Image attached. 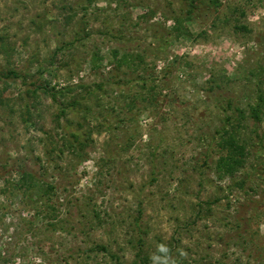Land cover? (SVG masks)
Instances as JSON below:
<instances>
[{"label": "rangeland", "instance_id": "obj_1", "mask_svg": "<svg viewBox=\"0 0 264 264\" xmlns=\"http://www.w3.org/2000/svg\"><path fill=\"white\" fill-rule=\"evenodd\" d=\"M194 1L186 31L157 53L191 0H0V264H264V117L244 122L250 155L235 180L215 174L213 140L264 95V0ZM114 48L143 56L136 75L161 89L129 112L115 91L136 75L117 71L101 105L125 124L93 129L84 159L61 154L63 99L38 87L107 81Z\"/></svg>", "mask_w": 264, "mask_h": 264}, {"label": "trees", "instance_id": "obj_2", "mask_svg": "<svg viewBox=\"0 0 264 264\" xmlns=\"http://www.w3.org/2000/svg\"><path fill=\"white\" fill-rule=\"evenodd\" d=\"M194 2V0H191L188 4L189 9L186 11L185 19L174 18L173 27L167 31L166 34L156 37V40H158L157 46L152 49L154 52L159 53L166 49L169 42L168 39L172 33L175 38V36L179 37L186 31L182 21H188L193 18L195 10ZM208 3L214 7L220 5L217 0H208ZM240 29L245 30L244 27H240ZM118 41H120V39H118ZM110 56L112 57V62L109 63L111 69L109 74H107V81L98 82L93 86L78 83L76 85H66L64 87H48L47 83L43 88L38 87L43 93L50 96L53 101H56L57 97L63 99L59 105H57V113L55 114V122L58 126L57 130H60L62 137V145L60 147L62 148L60 151L61 154L65 149L70 148L74 154L84 159L87 156V153H84V151L85 148L88 147V139L91 137L93 129L98 132L101 130L112 132L115 130V125L125 124V117L121 118L120 114L116 112V106L111 105L110 111L106 112V114L103 113L104 107L101 105L102 98L107 94L106 87L111 85H115L116 87L119 86L113 81L117 71L125 68L128 70L127 73H129V76L136 75L138 72L145 74L146 69L143 68L144 57L138 54L132 55L119 48L112 49L110 51ZM90 62L93 69H99L101 67L102 58L98 53H95ZM172 64H175V61ZM8 74L14 78H18L19 76L17 72L12 70L9 71ZM155 80V77L152 75L147 78H145V75H136V78L128 77L125 79V86L127 89L119 90L118 92L115 91V94L117 93V96L121 97L124 108L131 112L138 103L140 105H143L145 102L153 104L156 96L152 93H155L158 88L161 89L157 87ZM134 84H138L139 89L132 91V86ZM148 85L149 87L147 88ZM145 88H147L146 97L142 96L143 94L140 91ZM35 90L36 89H33L31 92L36 93ZM26 92L28 93L29 90ZM67 95L69 96L67 97ZM231 102L232 101L228 100L229 107L232 105ZM25 107H27L28 112L30 108L27 105ZM247 108L246 110L235 107L234 110L236 113L226 116L224 121H222V126L216 130V136L213 140L218 153L214 161V172L219 179L235 180L237 174L244 173L250 153L248 152L247 143L243 139L241 130L247 119H251L254 123H260L264 117V95L260 90L255 101L252 104L248 103ZM110 117L113 122H109ZM134 118L136 119L137 116L132 117V120H135ZM87 125L90 126L88 127ZM45 140H47V143H45L46 145H51L53 143L52 136H48V134ZM31 177V175L28 176L29 179ZM249 178V174L245 173V178L234 181L233 187L235 186L243 190L244 184ZM31 183L32 181L30 180L29 186H31ZM42 189L44 190V194L48 195L49 192L53 190V187L51 185H43ZM140 213L141 211L138 209L137 214L140 215ZM138 218L139 217H137V219ZM142 245L143 241L141 238H138L136 243H131L133 248L139 247L135 253L136 258H142ZM94 248L104 253L109 252L103 245H96L91 251H93ZM113 259L116 261L118 260L115 255H113ZM141 262L145 264L146 261L141 260Z\"/></svg>", "mask_w": 264, "mask_h": 264}]
</instances>
